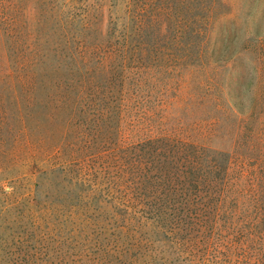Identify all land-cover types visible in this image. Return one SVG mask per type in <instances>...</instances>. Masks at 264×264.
I'll return each instance as SVG.
<instances>
[{"label": "rangeland", "instance_id": "rangeland-1", "mask_svg": "<svg viewBox=\"0 0 264 264\" xmlns=\"http://www.w3.org/2000/svg\"><path fill=\"white\" fill-rule=\"evenodd\" d=\"M7 2L13 7L0 10V77L12 67L16 74L27 73L29 63L42 57L75 82L65 91L68 102L57 108L45 105L51 90L0 82V264H119L126 256L132 264H147L146 252L154 253L148 264L173 260L172 243L154 241L164 235L147 211L166 202L171 204L166 212L176 217L189 203L190 196L167 190L182 185L181 169L161 136H183L184 129L174 130L180 119L190 123L206 115L176 104L175 89L167 83L188 78L198 67L197 48L208 38L193 34L191 23L211 0ZM222 2V11L232 12L228 18L247 9L246 0ZM158 8L164 13L157 22L152 17ZM249 22L251 53L229 51L221 75L233 90L239 79H249V70L256 71V92L264 99V0H256ZM124 59L130 61L127 72L121 70ZM195 72L201 74L199 68ZM89 76L87 95L76 101ZM99 108L105 115L98 133ZM48 111L53 117L47 120ZM233 126L224 116L221 132L203 137L211 146L203 171L211 187L223 188L221 199L212 189L199 192L188 214L197 215L181 216L201 218L217 248L215 262L262 264L264 123L246 122L240 137ZM61 141L65 145L56 153ZM52 165L61 166L47 168Z\"/></svg>", "mask_w": 264, "mask_h": 264}, {"label": "trees", "instance_id": "trees-1", "mask_svg": "<svg viewBox=\"0 0 264 264\" xmlns=\"http://www.w3.org/2000/svg\"><path fill=\"white\" fill-rule=\"evenodd\" d=\"M7 1L0 0V10H11L13 6ZM246 2L247 9L244 14L230 18H228V15L232 14L231 10L225 9L222 11L224 7L222 0L218 2L211 0L207 8L204 6L201 9L203 12L196 13L195 21L191 23L192 33L198 37L205 35L206 39L208 38L205 47L201 45L197 48V55L195 57L198 59V67L191 70L192 75H189L188 78H182L177 81L171 80L167 83L170 88L175 89V95L172 99H175L176 104H185L194 110L203 109L206 111V115L190 123L180 119L174 126V130L179 133V131L184 129L186 132L183 136L176 135V133L173 136L172 132L161 136L162 140L166 141L165 149L173 156H176L177 171L181 169V175H179L181 176L182 185L179 187H169L167 190L180 192L181 194L184 193L190 196V198H188V204L184 203L187 207L182 212L179 211L176 217H170V213L166 212V209L171 205L166 202H162L155 209L147 211L151 213L148 218H152L153 223L158 225V229H160L158 233L164 235L162 239L157 237L154 241H163L165 243L167 240L174 247L173 260L163 258L160 264H222L220 261L215 262V259L212 260L213 255L216 253L214 251L217 248L210 243L208 240L209 236L202 229L204 224L201 223V218L198 221L191 220V218L186 220L181 216V213L194 219V216L197 214H188L193 212V206L199 201V192L206 195L209 189H212L213 192L219 193L217 200L221 199L223 188L216 187L214 189L208 184L210 180H208V172L203 171L204 162L202 158L211 147L206 139H212L221 132L223 117L226 116L233 119L234 135L236 137L241 136L242 126L246 122L264 123V99L262 95L259 96L258 92H256V81L259 83L260 79L257 78L256 80V71L249 70V79L247 77L245 82L239 79L237 88L234 87L233 90L229 88L227 78L221 75L226 66L225 55L229 51L234 52V54H239L241 50L251 53V41L246 39V33L250 24V14L256 9V0H246ZM147 11L144 9L142 15L140 14L141 18L139 21L142 25L145 22V17L148 16ZM157 11L156 14L154 13L155 15L152 19L158 22L161 20V14L164 12L161 13L162 10L159 8ZM219 11L221 12L218 15L217 12ZM225 21L226 24L223 27V31H221L222 24ZM252 33L253 39H256V28ZM153 59L155 60V58ZM129 64L130 61L124 59L121 62V70L127 72L130 69ZM29 65L31 69L24 74H16V71L12 67L6 74L0 77V82L8 83L13 88L19 85L33 91L37 89L51 90L52 93L48 96L49 98L44 101L46 107L48 108V106L52 105L53 108L63 107L70 98L69 95H65V91L68 90L72 81L75 82L74 76L61 74L59 70L51 66L52 63L50 61L42 57L31 61ZM103 66H106L105 63H103ZM197 68H199L201 74L196 75L195 70ZM254 69L256 70V67ZM91 77L89 76L87 80L84 78L81 81V87L75 94L76 101L81 100V98L87 95L90 88L89 84L93 82ZM258 88L261 87L258 86ZM98 112L99 128L97 131L99 133L100 128L103 129L100 121L103 119L105 112L102 108H99ZM166 114L164 117L161 115V120H165ZM52 117L53 113L48 111L47 120ZM23 121L24 119L20 121L21 130L29 138V127ZM189 132H194V134ZM64 145L65 141H61L56 149V153H61ZM39 153L40 156L44 152L39 151ZM59 166L61 165H52L47 168H57ZM200 203H203V201H200ZM128 207L131 208L130 205ZM206 207L207 203L204 201L202 209ZM132 208L131 210H133ZM142 210L146 211L145 209ZM134 211L137 212L136 209ZM135 216L133 215V217ZM259 222L261 225L264 224V215L260 217ZM196 225H200V228L196 227ZM261 239L260 254L264 255V233ZM147 240L151 241L152 236L149 235ZM235 242L237 241L234 240L233 244ZM228 250V247L224 246L221 249V253L226 254ZM152 254L154 253L146 252L142 256L143 262H147L148 264ZM157 258L158 255L155 254L152 257V262L157 260ZM132 262L131 256H126L119 264H132Z\"/></svg>", "mask_w": 264, "mask_h": 264}]
</instances>
